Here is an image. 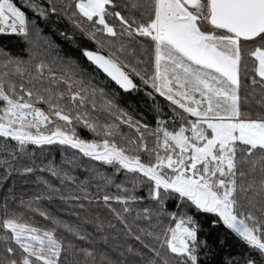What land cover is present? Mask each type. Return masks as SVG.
I'll return each instance as SVG.
<instances>
[{"label": "snow or ice", "instance_id": "1", "mask_svg": "<svg viewBox=\"0 0 264 264\" xmlns=\"http://www.w3.org/2000/svg\"><path fill=\"white\" fill-rule=\"evenodd\" d=\"M66 7L73 9L69 19L81 17L90 24L86 34L99 46L82 50L87 61L125 92L137 90L133 75L139 77L174 106V123H180L178 130L158 126L149 132L154 137L149 147L147 125L133 122L107 99L102 111L138 133L120 146L115 140L118 124L101 123L99 117L91 121L89 113L78 111L88 102L95 111L96 95L106 96L104 90L91 81L86 86L74 63L62 62L58 76L31 51L35 21L28 13L47 19L57 9L36 0H0V34H14L30 46L27 59L0 49V138L15 141L21 150L29 144L69 146L116 166L117 172L135 174L133 188L147 185L154 202L137 214L146 222L137 226L138 234L120 212L110 209L124 235L138 242L115 248L100 246L107 245V236L93 241L80 225L45 211L39 215L53 226H37L5 203L0 207V264H201L199 253L206 242L198 237L199 214L217 217L213 226L222 222L247 248L225 264H264V0H71ZM74 23L86 31L82 22ZM97 33L111 39H97ZM245 52L254 62L251 84L261 89L256 118L248 110L250 94L241 92L242 76L248 73ZM146 53L150 61L142 58ZM133 61L149 63L151 74L147 68L137 70ZM74 120L102 140L80 139L69 127ZM113 199L127 205L138 198L103 196L106 205ZM169 201L179 211H166ZM108 227L116 225L109 222ZM95 228L104 231L99 217Z\"/></svg>", "mask_w": 264, "mask_h": 264}, {"label": "trees", "instance_id": "2", "mask_svg": "<svg viewBox=\"0 0 264 264\" xmlns=\"http://www.w3.org/2000/svg\"><path fill=\"white\" fill-rule=\"evenodd\" d=\"M36 2L42 7L57 9L56 13H50L47 19L37 18V15L32 12L28 13L29 18L35 21L30 39L34 44L31 51L37 54V61L42 59L50 64L58 76L62 74L64 68L62 62L74 63L78 66V70L83 71L86 86L87 82L91 81V86L103 89L107 94L102 97L98 92L96 110L93 111L91 102H88L85 107L78 109L81 115L87 112L89 113L87 118L91 121H96L99 117L101 123L106 121L118 124L120 135H117L115 140L120 146H125V138H136L138 133L135 128L120 123L115 120L114 116H109L102 111V105L107 99H112L118 109L127 113L133 122L138 121L140 125H147L145 136L149 147L152 146L154 137L149 136L148 133L154 131L158 126L168 127L170 131L178 130L180 122L174 123L173 117L176 115L173 111L174 106L149 85H144L139 77L133 75L134 82L138 85L137 90L125 92L87 61L82 50L95 51L99 46L86 34L87 31L92 30L87 21L81 17L69 19L73 9L67 8L66 5L71 0H36ZM74 22H82L86 31L81 32L75 27ZM111 22L116 23L115 21ZM37 31L39 36L36 35ZM61 33L71 39H66ZM101 38L111 39L97 33V39ZM123 40L127 42V37H124ZM29 47V44L21 37L14 34H0V49H4L13 56L27 59ZM142 58L146 61L151 60L147 53ZM244 62L248 65V73L247 78L242 76L241 92L242 95L250 94L248 110L252 118H256V113L260 111L257 101L260 99L261 89L251 84V78L255 75L252 71L254 62L252 58L248 57L247 52H245ZM133 64L137 70L147 68L148 74L152 72L149 63L135 64L133 61ZM76 78L79 79L78 76ZM257 79L259 78L257 77ZM254 87L255 92L253 93ZM148 93H152V95L149 96ZM75 114L73 113V115ZM161 122H163L162 125ZM60 123L63 124V122ZM69 127H74L77 136L89 142H100L103 138L75 120ZM141 156L142 159L147 158L143 153ZM27 168H31L32 171H25ZM133 175L135 174L127 173L126 170L117 172L116 166L92 160L66 145L37 146L29 144L21 150L15 141H5L0 138V207L6 203L10 209L23 213L25 219L34 222L37 226L50 228L53 226L51 220H46L39 215V211H45L56 220L80 225L86 230V233H91L90 239L93 241H101L102 237L107 236V245H100L105 248H115L117 245L129 243L138 246V242L124 235L123 225L115 218L110 209L120 212L133 228L134 233L138 234L137 226L145 227L146 222L137 219V214L142 213L145 207L154 206V202L148 196L147 185L138 183L133 188L130 182ZM101 177L110 178L113 183L105 184ZM115 184H121L122 188H116ZM124 188L128 191H124ZM105 194L112 197L135 196L138 199L129 200L127 205L120 204L113 199L106 205L103 201ZM141 197L142 199H139ZM21 201L24 203L22 204ZM124 207H128L130 211L124 213ZM165 209L166 211H179L172 206L170 201L166 203ZM97 217L104 224L103 233L98 232L95 228ZM195 218L201 228L198 237L206 242V247L199 253L201 264H225L229 257L241 256L247 251V248L223 226L222 222L213 226V220L218 219L214 215L199 214ZM163 219L167 224V218ZM86 220H92L93 223H85ZM109 222L115 224L116 228H109ZM60 231L63 232L62 229ZM75 242L81 246H87L86 242Z\"/></svg>", "mask_w": 264, "mask_h": 264}, {"label": "water", "instance_id": "3", "mask_svg": "<svg viewBox=\"0 0 264 264\" xmlns=\"http://www.w3.org/2000/svg\"><path fill=\"white\" fill-rule=\"evenodd\" d=\"M106 75V74H105ZM109 78V77H108ZM110 79V78H109ZM114 84H115V82L114 81H112ZM118 86V85H117ZM119 87V86H118Z\"/></svg>", "mask_w": 264, "mask_h": 264}]
</instances>
